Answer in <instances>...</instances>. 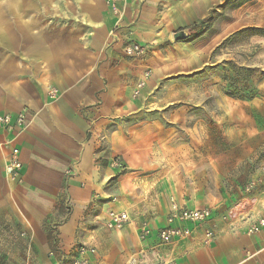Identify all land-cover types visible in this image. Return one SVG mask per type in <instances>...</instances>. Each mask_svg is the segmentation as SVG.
Instances as JSON below:
<instances>
[{
	"label": "crops",
	"instance_id": "crops-1",
	"mask_svg": "<svg viewBox=\"0 0 264 264\" xmlns=\"http://www.w3.org/2000/svg\"><path fill=\"white\" fill-rule=\"evenodd\" d=\"M225 3L128 0L116 27L119 17L105 0H0V115L25 116L19 133L0 125V264H57L53 249L69 263L82 243L97 249L92 264H264V228L248 235L249 219L213 206L226 201L213 194L214 178L226 189L232 168L251 166L248 179L264 164V35L250 38L262 46L253 58L262 68L253 96L223 92L224 72L215 69L205 72L201 98L192 77L201 63L228 58L214 49L230 28H264V0L233 10L230 25L213 21L193 43L170 38L211 10L223 13ZM131 41L144 54L127 56ZM162 80L170 94H153ZM14 146L18 179L4 168ZM173 190L186 207L213 208L217 235L210 245L202 227L160 244ZM154 201L165 204L162 215ZM112 209L127 210L131 223L108 229ZM253 210L264 211V190ZM144 222L151 233L142 240Z\"/></svg>",
	"mask_w": 264,
	"mask_h": 264
},
{
	"label": "built area",
	"instance_id": "built-area-1",
	"mask_svg": "<svg viewBox=\"0 0 264 264\" xmlns=\"http://www.w3.org/2000/svg\"><path fill=\"white\" fill-rule=\"evenodd\" d=\"M112 13L119 17L116 27L121 23L124 7L128 0H105ZM125 54L129 57H139L145 52V47L137 42L131 41L124 47ZM151 71H145L143 77L136 84L134 95H139L142 88L145 87ZM56 90L50 91V96L55 97ZM0 125L8 132L19 133L25 125V116L22 112L13 116L10 113L0 115ZM18 146L12 147L7 162L5 163V173L11 179H18L22 170V162L18 158ZM118 162V161H116ZM264 190V164L257 167L256 171L246 180L243 186V197L237 204L235 212L242 218L249 219V225L246 229L248 235L259 233L264 228V211L255 215L253 206L257 192ZM214 218V210L210 206L200 208H189L178 200L170 201V209L166 217V225L159 229L158 234L160 244H169L174 241L184 240L190 237L194 230L202 227L203 243L210 245L216 238V227L211 222ZM227 215L223 216L226 219ZM131 223V215L127 210L112 209L107 213L105 226L108 229H122ZM151 233V228L144 222L140 226V238L146 239ZM97 251L95 246L89 244H78L72 253L73 259L68 263V255L61 250L53 249L51 256L58 260L57 264H92L91 255ZM167 264H178L171 261Z\"/></svg>",
	"mask_w": 264,
	"mask_h": 264
},
{
	"label": "rangeland",
	"instance_id": "rangeland-1",
	"mask_svg": "<svg viewBox=\"0 0 264 264\" xmlns=\"http://www.w3.org/2000/svg\"><path fill=\"white\" fill-rule=\"evenodd\" d=\"M259 0H228L226 1V10L221 12H217L213 14L214 22L216 20H219L220 22H224L226 24H232L234 23L235 17L232 13L233 10L243 6V5H256L258 4ZM245 17V15H244ZM234 25V24H233ZM239 25L233 26V28H230L228 32V36L225 38L224 41H222L219 46H217L214 49V54H221L223 52L228 54V58L221 61L220 63L216 65L210 66L209 64H203L201 63L199 65V68H196L195 71H197L196 74H193L192 77H194L193 80L197 83L196 92L198 93V97L203 98L204 93V86H205V72L208 70H215L220 69L224 72V83L222 85L223 92L226 94L232 96V97H251L254 94V89L256 88V76L259 69H262L261 67H254L252 64L256 62L253 58L255 56H258L257 54L262 51V46L258 43H253L250 41V38L252 37L250 35V32L247 31V28H253L252 26L248 27H240ZM256 28H263V27H256ZM264 29V28H263ZM218 29L217 31H219ZM204 35H201L199 37L189 38L188 41H184L186 43H193L195 40L199 39ZM171 41L174 42L173 36L170 37ZM191 45V44H190ZM203 45H197V48H203ZM188 51H193V47L189 46L188 49L185 51L189 53ZM181 55L186 54L184 51L180 52ZM258 60V59H257ZM263 63V62H262ZM222 66V68L220 67ZM195 69V68H194ZM244 69L243 74L241 73V70ZM171 80V78H170ZM190 80L188 78L185 79V81ZM166 81L162 80L157 84L155 87L153 86V94L161 93L162 90L165 91V94H170L172 87L169 84V87H166ZM165 85V86H164ZM152 94V96H153ZM139 96V95H135ZM150 96V99L153 98ZM171 107V106H170ZM169 110V109H168ZM168 110H165L168 113ZM199 112V111H198ZM201 112V111H200ZM219 144V143H218ZM172 161L173 159H166L165 163L167 165L166 168H172ZM233 162H237L236 159ZM241 165V162H240ZM164 166V164H163ZM242 166V165H241ZM239 166L236 168L229 167L231 170L229 171L227 177L225 178L224 182L227 180V188H221L222 184L219 182H216L214 178L213 186L214 189L213 194H216L218 196L222 195L226 197V201L219 203L218 205H213L214 207H217L219 209H237L238 202L242 199L244 193H242V187L245 182V180L248 177V171L251 169V166ZM165 168V167H164ZM225 186V185H224ZM223 186V187H224ZM159 192H164L160 190ZM174 190L171 192L169 196L168 202H170L172 199L178 200L177 197L174 195ZM153 194V193H152ZM167 201V200H166ZM155 202V201H154ZM167 202V203H168ZM157 203V202H155ZM69 207V206H68ZM157 211L159 212V215L163 214V211L165 209V204H158L156 205ZM257 211L259 210L256 206ZM157 214V212H156ZM55 225V224H54ZM50 229L52 230V236L54 237L56 235V227L51 226Z\"/></svg>",
	"mask_w": 264,
	"mask_h": 264
},
{
	"label": "trees",
	"instance_id": "trees-1",
	"mask_svg": "<svg viewBox=\"0 0 264 264\" xmlns=\"http://www.w3.org/2000/svg\"><path fill=\"white\" fill-rule=\"evenodd\" d=\"M228 1V0H226ZM214 20L213 17V10L210 11V13L204 17L203 19L199 20L198 22L192 24L188 29L190 31V35L186 40L183 41H188L189 38H193L194 37H199L201 35H203L207 30L210 29L211 24ZM247 31L250 32V35H256V34H260V35H264V29L263 28H247ZM243 71H245L244 69L241 70V73L243 74Z\"/></svg>",
	"mask_w": 264,
	"mask_h": 264
},
{
	"label": "water",
	"instance_id": "water-1",
	"mask_svg": "<svg viewBox=\"0 0 264 264\" xmlns=\"http://www.w3.org/2000/svg\"><path fill=\"white\" fill-rule=\"evenodd\" d=\"M190 35V31L188 28L177 30L173 33V39L175 41H183L186 40Z\"/></svg>",
	"mask_w": 264,
	"mask_h": 264
}]
</instances>
